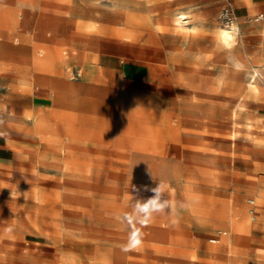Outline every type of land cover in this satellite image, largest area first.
<instances>
[{
  "label": "rangeland",
  "instance_id": "rangeland-1",
  "mask_svg": "<svg viewBox=\"0 0 264 264\" xmlns=\"http://www.w3.org/2000/svg\"><path fill=\"white\" fill-rule=\"evenodd\" d=\"M222 3L18 0L35 54L110 53L118 73L110 109L55 102L109 109L110 125L59 136L45 123L31 165L0 169V264H264V11L235 13L225 43ZM123 68L135 77L122 86ZM159 182L174 211L136 225L142 245L123 252L131 228L115 214Z\"/></svg>",
  "mask_w": 264,
  "mask_h": 264
},
{
  "label": "crops",
  "instance_id": "crops-1",
  "mask_svg": "<svg viewBox=\"0 0 264 264\" xmlns=\"http://www.w3.org/2000/svg\"><path fill=\"white\" fill-rule=\"evenodd\" d=\"M230 1L239 19L264 11V0ZM18 12V0H0V169L31 165L28 160L40 134H45V123L52 125L53 133L59 136L77 126L98 128L99 119L105 120L102 126L110 125V95L115 93L114 86L110 87V76L118 73L113 62L116 56L110 53H102L96 63L87 62L81 48L60 57L56 51L46 57L35 54V35L19 31L24 17ZM121 71L122 86L125 79H134L133 71ZM23 87L33 88L32 92ZM122 89L119 93L123 95ZM69 95L80 104H103L109 109L88 112L55 108L56 100ZM83 119L90 122L84 124Z\"/></svg>",
  "mask_w": 264,
  "mask_h": 264
},
{
  "label": "clouds",
  "instance_id": "clouds-1",
  "mask_svg": "<svg viewBox=\"0 0 264 264\" xmlns=\"http://www.w3.org/2000/svg\"><path fill=\"white\" fill-rule=\"evenodd\" d=\"M235 67L239 69L243 66L236 63ZM151 191L153 192V196L147 200L134 201L131 212L124 213L123 215L115 214L114 218L117 221L131 228L127 242L121 246L123 252L138 250L142 245L143 233L141 228L136 225H140L141 227L147 226L154 218V214L172 213L174 211V205L168 199L164 198L165 185L162 182H159ZM188 206L187 204H180L181 208Z\"/></svg>",
  "mask_w": 264,
  "mask_h": 264
},
{
  "label": "built area",
  "instance_id": "built-area-1",
  "mask_svg": "<svg viewBox=\"0 0 264 264\" xmlns=\"http://www.w3.org/2000/svg\"><path fill=\"white\" fill-rule=\"evenodd\" d=\"M218 19L219 22L222 26L224 27H232L235 22H236V17H235V10L233 7V4L230 0H224L222 3V6L220 8L219 14H218ZM255 21H262L264 22V14H258L255 16ZM78 76V74H76ZM249 204L253 207L254 201L250 200ZM249 213L252 216V219L254 220L255 218V212L253 209L249 211Z\"/></svg>",
  "mask_w": 264,
  "mask_h": 264
},
{
  "label": "bare ground",
  "instance_id": "bare-ground-1",
  "mask_svg": "<svg viewBox=\"0 0 264 264\" xmlns=\"http://www.w3.org/2000/svg\"><path fill=\"white\" fill-rule=\"evenodd\" d=\"M187 22V18L185 17V15L183 14H179L177 17H176V23L178 26H183V24H186ZM228 30H231V31H228ZM233 31H234V25L230 28L228 27H223V30L218 34L219 35V39L222 40L223 42L225 43H228L229 41L231 42L233 36Z\"/></svg>",
  "mask_w": 264,
  "mask_h": 264
}]
</instances>
